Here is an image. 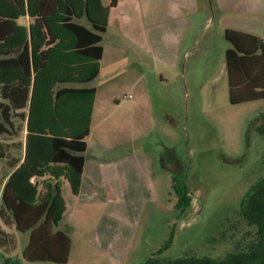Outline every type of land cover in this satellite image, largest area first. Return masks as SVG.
Wrapping results in <instances>:
<instances>
[{
	"label": "rangeland",
	"instance_id": "1",
	"mask_svg": "<svg viewBox=\"0 0 264 264\" xmlns=\"http://www.w3.org/2000/svg\"><path fill=\"white\" fill-rule=\"evenodd\" d=\"M209 18L199 14L189 20L187 52L177 68L161 70L164 84L154 89L151 83L158 68L149 65L144 72L154 114L170 124L155 121L149 136L140 140L131 137L134 128H126L122 137L127 142L112 153L115 168L107 183H85L78 196L67 182L62 186L67 209L56 229L71 241L65 264H144L165 244L160 257H223L231 249L230 235L239 238L245 231L241 199L264 178V128L251 126L263 103L227 102L217 60L219 26L214 13ZM20 22L28 23V17ZM208 40L207 56L195 58L187 50L199 51ZM132 99L121 98V104ZM0 120L8 129L0 131L7 148L0 158L1 196L13 169L9 156L23 155L25 119L13 116L12 126L1 115ZM172 177L179 190L172 188ZM184 189L188 202L177 206ZM0 226L7 231L0 235V264H56L23 261L27 233L17 231L6 213H0Z\"/></svg>",
	"mask_w": 264,
	"mask_h": 264
},
{
	"label": "trees",
	"instance_id": "2",
	"mask_svg": "<svg viewBox=\"0 0 264 264\" xmlns=\"http://www.w3.org/2000/svg\"><path fill=\"white\" fill-rule=\"evenodd\" d=\"M107 1V3H105ZM116 0H0V115L12 126V117L25 119L22 158L11 157L14 170L0 196V213L9 215L15 229L28 232L21 251L27 263L49 261L65 264L71 241L56 229L66 210L61 192L67 182L78 194L84 166L96 89L88 86L99 73L102 34ZM28 17V23L20 22ZM238 31L225 30L232 44L226 51L229 100L233 99V57H264V43L255 50L241 48ZM264 98V89L254 95ZM0 131L8 132L0 120ZM0 141V158L6 157ZM172 177V188L179 190ZM177 206L187 204L185 189ZM240 221L245 231L231 234V246L223 257L189 254L160 257L162 250L144 264H264V178L250 186L240 203ZM0 235L6 232L0 230ZM224 236V235H223ZM1 245V243H0ZM13 264H20L14 261Z\"/></svg>",
	"mask_w": 264,
	"mask_h": 264
},
{
	"label": "crops",
	"instance_id": "3",
	"mask_svg": "<svg viewBox=\"0 0 264 264\" xmlns=\"http://www.w3.org/2000/svg\"><path fill=\"white\" fill-rule=\"evenodd\" d=\"M209 13L215 14L221 37L217 55L221 91L224 87L229 105L262 102L263 106L251 126L264 128V98H254L264 89V57H260V49H254L257 39L264 43V0H116L115 6L109 10L108 25L102 34L100 70L91 81L96 80L97 84L88 85L95 87L96 94L90 130L85 139L84 166L77 196L85 188V183L94 186L111 179L115 168L112 153L127 142V137H122L126 128H134L131 137L140 140L149 136L155 121L170 124L154 114L144 72L149 65L158 68V78H152L151 83L154 89L164 84L167 78L161 70L177 68L182 53L185 55L187 52L184 43L189 34V20L200 14L207 16L208 21ZM227 29L248 35L237 36V41L241 48L255 50L242 62L238 55L233 57L232 95L234 100L240 101L235 104L229 100L226 51L232 48V44L225 38ZM209 47L208 40L199 51L196 47H188L187 50L195 53L196 58L199 53L207 56ZM125 89L129 92L124 93ZM121 98L133 99L123 106ZM11 157L8 160L13 171L15 166L11 165ZM0 230L5 231L1 226ZM25 233L28 240V232Z\"/></svg>",
	"mask_w": 264,
	"mask_h": 264
},
{
	"label": "built area",
	"instance_id": "4",
	"mask_svg": "<svg viewBox=\"0 0 264 264\" xmlns=\"http://www.w3.org/2000/svg\"><path fill=\"white\" fill-rule=\"evenodd\" d=\"M126 95L125 94H123V97H125ZM129 96H131V95H129Z\"/></svg>",
	"mask_w": 264,
	"mask_h": 264
}]
</instances>
